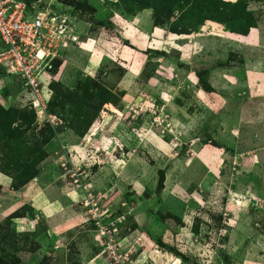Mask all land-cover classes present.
<instances>
[{"label":"rangeland","instance_id":"obj_1","mask_svg":"<svg viewBox=\"0 0 264 264\" xmlns=\"http://www.w3.org/2000/svg\"><path fill=\"white\" fill-rule=\"evenodd\" d=\"M27 1L80 46L0 66V264H264V0Z\"/></svg>","mask_w":264,"mask_h":264},{"label":"built area","instance_id":"obj_2","mask_svg":"<svg viewBox=\"0 0 264 264\" xmlns=\"http://www.w3.org/2000/svg\"><path fill=\"white\" fill-rule=\"evenodd\" d=\"M65 22V18L43 8L36 9L24 0H0V44L6 47L0 53V66L7 75L22 82L32 108L39 113L46 110L42 99L47 92L42 83L43 73L49 69L47 59L50 55L55 59L52 53L55 48L51 44L57 49L80 46L75 30ZM109 250L112 252L110 247ZM112 261L123 264L115 253H112Z\"/></svg>","mask_w":264,"mask_h":264},{"label":"crops","instance_id":"obj_3","mask_svg":"<svg viewBox=\"0 0 264 264\" xmlns=\"http://www.w3.org/2000/svg\"><path fill=\"white\" fill-rule=\"evenodd\" d=\"M228 1H233V0H228ZM263 21H264V16H263ZM261 37H264V35H261ZM239 38H242V37H239ZM248 39L250 40L249 42H251V43L252 42H255V43L259 42L260 43V36L257 38L247 37V40ZM263 39L264 38H262L261 41H263ZM244 40H245V38H244ZM256 66H262V63L260 61L256 62ZM57 191L58 192H53V193H51V190H46V192H44V191L41 192L39 194V197L34 200L35 202L33 201L35 206H33L32 202L30 203V207L32 206V210L34 209V211L37 213V215L45 216V217H47V219H50L53 216H56L57 214H59V212H61V210L63 208H66L67 205H66V201H63L64 200L63 196L61 197L62 193L59 190H57ZM38 240L36 242H41V241L43 242V241L47 240V244L50 243L52 245H55V243L61 242V238H59V236L57 234H54V233L50 235V238H46V237L42 236ZM42 244H43V247L41 245L39 246V252H42L41 248L43 250L46 249V252L48 251V259H50L52 257L55 258L57 254H60V252H57V251L55 252L54 250L50 249V246L49 247L46 246V248H45L44 243H42ZM51 250H52V252H51ZM82 256L83 257L87 256L86 251L82 252ZM87 257L90 259L85 264H103V262H101V260H100L99 255H95L94 257H89V256H87Z\"/></svg>","mask_w":264,"mask_h":264},{"label":"trees","instance_id":"obj_4","mask_svg":"<svg viewBox=\"0 0 264 264\" xmlns=\"http://www.w3.org/2000/svg\"><path fill=\"white\" fill-rule=\"evenodd\" d=\"M27 4H29V2L27 1V0H24ZM0 45H2V44H0ZM26 184V183H25Z\"/></svg>","mask_w":264,"mask_h":264},{"label":"bare ground","instance_id":"obj_5","mask_svg":"<svg viewBox=\"0 0 264 264\" xmlns=\"http://www.w3.org/2000/svg\"><path fill=\"white\" fill-rule=\"evenodd\" d=\"M95 132H96V131H94V133H95ZM94 133H93V135H94ZM93 135H92V136H93ZM56 231H57V230H56Z\"/></svg>","mask_w":264,"mask_h":264}]
</instances>
